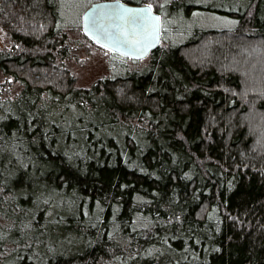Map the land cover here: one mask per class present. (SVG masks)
<instances>
[{
	"label": "trees",
	"instance_id": "16d2710c",
	"mask_svg": "<svg viewBox=\"0 0 264 264\" xmlns=\"http://www.w3.org/2000/svg\"><path fill=\"white\" fill-rule=\"evenodd\" d=\"M127 3L160 44L80 88L54 3L0 0V264H264V0ZM198 11L236 25L165 39Z\"/></svg>",
	"mask_w": 264,
	"mask_h": 264
},
{
	"label": "rangeland",
	"instance_id": "374dc122",
	"mask_svg": "<svg viewBox=\"0 0 264 264\" xmlns=\"http://www.w3.org/2000/svg\"><path fill=\"white\" fill-rule=\"evenodd\" d=\"M57 8L59 23L66 24V27L72 29L68 31L69 47L66 52L68 55L62 59V67L75 77L76 86L88 88L95 81L105 77H115L126 74L127 72L142 69L148 62V59L136 61L118 53L107 50L82 36V27L79 29L76 25L81 26V17L83 12L93 4L95 0H51ZM122 2H134L137 0H119ZM207 4L210 0H196ZM217 6V3H214ZM164 28V36L167 41L172 39L183 42L185 35L181 31L190 28V26H200L201 28H230L236 25V21L227 15L216 12L198 11L191 14L187 21L178 19L168 20ZM60 23V25H63ZM75 26V27H74ZM79 26V25H78ZM167 26V27H166ZM174 27H179V31L172 32ZM192 28H190L191 30ZM84 35V34H83ZM166 43V42H165ZM167 45V44H166ZM7 46L5 32L0 27V52ZM19 84L12 77H4L0 74V100L12 98L19 91Z\"/></svg>",
	"mask_w": 264,
	"mask_h": 264
},
{
	"label": "water",
	"instance_id": "95a60500",
	"mask_svg": "<svg viewBox=\"0 0 264 264\" xmlns=\"http://www.w3.org/2000/svg\"><path fill=\"white\" fill-rule=\"evenodd\" d=\"M147 21H133L131 13ZM82 32L96 44L109 51L135 60L145 59L161 39L160 16L151 6L134 5L119 0H104L91 4L81 17Z\"/></svg>",
	"mask_w": 264,
	"mask_h": 264
},
{
	"label": "snow or ice",
	"instance_id": "6c2138e0",
	"mask_svg": "<svg viewBox=\"0 0 264 264\" xmlns=\"http://www.w3.org/2000/svg\"><path fill=\"white\" fill-rule=\"evenodd\" d=\"M148 13H150V9L145 10V14L143 17H141L139 14H136V13H131L130 15L132 16L134 22L136 19H141L146 22L148 19Z\"/></svg>",
	"mask_w": 264,
	"mask_h": 264
}]
</instances>
